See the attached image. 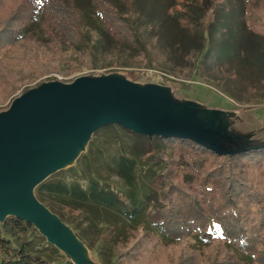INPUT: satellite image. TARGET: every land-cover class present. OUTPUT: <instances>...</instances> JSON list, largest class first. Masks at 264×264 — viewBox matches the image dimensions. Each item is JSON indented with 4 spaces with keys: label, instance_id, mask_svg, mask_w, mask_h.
I'll list each match as a JSON object with an SVG mask.
<instances>
[{
    "label": "trees",
    "instance_id": "16d2710c",
    "mask_svg": "<svg viewBox=\"0 0 264 264\" xmlns=\"http://www.w3.org/2000/svg\"><path fill=\"white\" fill-rule=\"evenodd\" d=\"M88 2L0 0V111L16 91L65 64L91 66L112 55L126 65L139 59L148 65L153 44L173 62L195 60L186 47H167L157 35L142 38L134 25L138 0ZM210 2L200 20L184 2L174 4L175 18L201 40L194 47L200 69L209 74L212 60L225 80L239 77L246 65L262 73L264 0H239V10ZM141 19L147 35L152 27L146 15ZM219 81L234 97V89ZM260 81L264 85V76ZM98 136L118 145L105 159L106 175L90 163L87 171L72 165L34 189L89 248L109 244L116 264H264V143L243 147L227 139L223 147L236 151L221 154L187 138L148 136L118 124L99 127L91 143ZM193 238L197 245L189 243ZM0 264L73 263L31 223L8 216L0 222Z\"/></svg>",
    "mask_w": 264,
    "mask_h": 264
},
{
    "label": "water",
    "instance_id": "95a60500",
    "mask_svg": "<svg viewBox=\"0 0 264 264\" xmlns=\"http://www.w3.org/2000/svg\"><path fill=\"white\" fill-rule=\"evenodd\" d=\"M170 101L164 88L139 89L119 77L87 76L67 83L45 81L12 98L0 111V222L18 217L60 251L77 252L79 238L37 199L34 189L67 168L68 151L87 143L103 125L118 124L148 136L187 138L221 154L236 151L230 145L223 147L227 139L243 147L264 143H245L251 139L237 134L240 129L233 125L231 113L191 103L180 109Z\"/></svg>",
    "mask_w": 264,
    "mask_h": 264
},
{
    "label": "rangeland",
    "instance_id": "374dc122",
    "mask_svg": "<svg viewBox=\"0 0 264 264\" xmlns=\"http://www.w3.org/2000/svg\"><path fill=\"white\" fill-rule=\"evenodd\" d=\"M181 1L184 2V10L195 18L199 17V20L211 4L210 0H138L140 13L135 19L134 25L144 40H153L155 39L154 36L157 35L161 39V43L165 42L167 47H186L185 52L190 53L195 59L191 60L192 62L188 60L173 62L170 60L171 55L167 51L158 50L156 44H153V48L147 54L149 58L148 65L144 59L126 65L124 58L105 55L104 57H97L91 66L82 64L80 61L73 64L74 66L65 64L60 71L43 75L25 86L30 89L42 82L51 80L67 83L81 76L91 78L119 77L139 89L154 85L164 88L171 100L169 104H173L180 109L181 106L184 107L185 104L191 103L197 105L199 109L202 107L204 109L219 110L228 113V115L233 114L232 123L240 129L237 134L246 139H251L245 141V143L257 145L264 142V85L260 81V77L264 76V69L260 73L251 69V66L246 65L244 66L246 70L240 72L239 77H229L225 80L223 78L225 76L223 75V68L217 65L216 61L210 60L208 62L211 64L208 67L210 73L204 74L203 70L200 69L202 63L199 62L200 55L194 49V47H200V38L185 29L173 14L174 10L179 9L178 5L174 7V4ZM215 1L222 10H239L241 8L239 0ZM78 2L89 7L88 0H78ZM142 15L148 17V25L152 27L147 35H144L143 27L140 25L143 22ZM199 20H193L197 28L200 26ZM87 33L92 40L100 39L96 32L87 31ZM233 65L237 67L235 63ZM220 77L224 80L219 81ZM218 81L222 85L226 83L234 89L235 96L231 97L227 92H224L222 87L218 85ZM22 88L16 91L1 106H8L12 98L24 92ZM217 126L218 123L215 127ZM91 139L92 136L87 143L73 147L68 151L71 159L64 167L75 165L87 171V164L90 163L94 171L106 175L108 172L104 167L105 159H110L117 152L118 145L105 144L100 136L94 140V143H91ZM98 147L103 149V154L99 152ZM89 150L90 159L89 157H83ZM111 178L118 181L115 176ZM63 223L74 235L75 232L72 227L64 221ZM211 228L214 229L213 226ZM78 241L80 245L78 244L79 249L77 252L61 251L65 258H71L80 264H116L114 252L109 244L99 242L94 247L89 248L80 238ZM189 243L194 246L198 242L193 238Z\"/></svg>",
    "mask_w": 264,
    "mask_h": 264
}]
</instances>
